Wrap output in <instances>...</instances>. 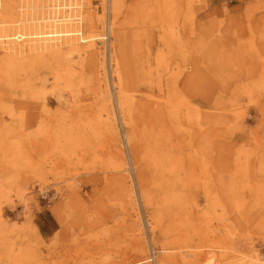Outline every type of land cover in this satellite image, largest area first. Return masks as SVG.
Instances as JSON below:
<instances>
[{
    "label": "rangeland",
    "instance_id": "374dc122",
    "mask_svg": "<svg viewBox=\"0 0 264 264\" xmlns=\"http://www.w3.org/2000/svg\"><path fill=\"white\" fill-rule=\"evenodd\" d=\"M140 1L125 0L123 12L116 20L115 34L108 41L106 63L112 94L115 95L111 54L117 56L120 64L123 61L133 64L135 79L143 85L134 91L135 96L157 97L156 85L159 78L165 80L163 75L168 67L175 72L180 69L184 77L196 74L195 102L202 112L203 123L199 127L210 132L209 140L201 141L210 178L206 181L198 178L201 170L197 171L198 186L192 193H186L182 208L185 211L212 208L216 215L211 223L207 222L211 225L207 232L212 237L202 233L203 238L197 240L195 233H191L188 246L206 242L207 238L210 241L215 237L226 238L239 252L247 254L254 250L264 264V227L258 229L256 223L253 225L256 216L252 214L264 200L247 198L241 203L246 220L226 193L232 183H237L244 167H237L236 160L241 159L243 165L246 161L254 164L262 157L264 169V0H198L194 13L180 22L182 39L172 44L170 32L157 26L166 16L155 15L156 22L152 16L143 17ZM148 3L153 10L163 11L154 0ZM91 7L101 17L102 0H93ZM110 18L108 13L106 20ZM130 19L134 20V26L128 25ZM120 33L125 35L121 43L117 37ZM251 40L256 45L252 51L248 49ZM190 84L189 79L182 86L189 102L195 96ZM47 95L53 96L50 112L65 109L56 96ZM118 117V140L111 133L93 136L90 138L93 146L83 154L80 163L76 162L79 150L75 157L69 156L72 143L68 137L56 141L54 136L45 138V144L35 129L0 134V139L5 137L0 149V264H102L108 256L115 257L118 264H134L146 259L149 252L129 260L116 256L133 248L149 249V245L156 252V258L151 257L154 263L161 260L166 246L165 232L172 230L167 221L172 209L166 204L157 213L160 199L156 197L153 208L146 206L139 191L140 177L146 176L142 149L127 143L119 114ZM226 123L231 127H226ZM128 133L136 135L135 131ZM53 142L57 144L51 148ZM121 150L125 163L117 169L120 164L115 168L114 153ZM13 152H17L21 161L15 162V170L6 169L5 160L11 161ZM44 156L55 160L52 163L47 158L44 163ZM107 177L111 178L109 182L105 181ZM130 181L134 194L127 193ZM214 189L217 193H211ZM172 207L177 210L175 205ZM28 231L35 234L30 233L29 238ZM178 247L186 246L180 243Z\"/></svg>",
    "mask_w": 264,
    "mask_h": 264
},
{
    "label": "bare ground",
    "instance_id": "6f19581e",
    "mask_svg": "<svg viewBox=\"0 0 264 264\" xmlns=\"http://www.w3.org/2000/svg\"><path fill=\"white\" fill-rule=\"evenodd\" d=\"M148 1H140L139 8L144 13L143 17L152 16L155 21V15L166 16L157 26L170 32L171 44L180 41V22L194 13L198 0H154L156 5L161 4L158 8L163 9L158 12L156 8L153 10V5ZM92 2L93 0H0V134L5 136L13 130L25 133L35 129L43 136L44 141L53 136L55 141L68 137L72 143L69 156L75 157L79 150L76 162L80 163L84 159L83 154L93 146L94 142L90 139L93 136L111 133L118 140L119 114L127 143L142 147V165L146 176L144 179L140 177L141 196L146 206L151 208L154 206V198L160 199L156 205L157 213L166 208V204L169 205L172 214L167 221L172 230L165 232L166 246L162 249L163 255L159 262L154 263L152 258H156V252H152L150 245L149 249L144 247L124 251L116 259L123 257L124 260H129L138 254L147 255L149 252L146 259L134 264H262L263 261L254 250L247 254L239 252L229 239L215 237L212 241L207 240L212 237L207 232L211 226L207 222L211 223L216 215L212 208L189 211L182 208L186 193H192V189L198 186L197 171L201 170L198 178L204 181L210 178L204 152L201 150V141L208 139L210 132L199 127L203 125L200 119L202 112L195 102L198 97V77L195 73L184 77L180 69L175 72V69L168 67L163 75L165 80L159 78L156 85L157 97L135 96L134 91H139L138 87L143 85L135 79L133 64L130 61L120 64L117 56L111 54L110 69L115 91L113 95L106 56L109 38L114 33L117 18L123 12L125 0H102L104 12L101 17L92 10ZM108 13L111 14L110 20H106ZM195 17V14L192 15L194 24ZM128 23L134 26L135 22L130 19ZM130 30H134V27ZM117 37L121 43L125 35L120 33ZM248 42V49L252 51L256 46L255 42ZM112 44L113 42L111 50ZM192 67L196 70L195 66ZM237 72L238 66L234 73ZM261 75L263 76L262 73ZM189 79L191 91L195 95L191 102L185 98L182 90ZM48 93L56 96L65 105V109L50 112L53 96H48ZM205 116L209 118L208 113ZM226 124V127H231ZM129 131H135L136 135L131 136ZM4 138L0 139V149ZM110 141L111 138L107 142ZM55 144L57 143H51L50 147L53 148ZM121 144L119 141L117 148L120 149ZM45 148L47 153V147ZM59 150L63 155V146ZM123 152L121 150V153H114L117 160L115 168L120 164L117 169L125 163ZM12 155L11 161L5 160V165L6 169L15 170V162L20 159L17 152ZM43 158L44 163L47 158L52 163L55 160L49 156ZM236 163L237 167H244L238 175L237 183L231 182L227 188V199L232 201L235 209L247 220L241 203L247 198L264 200L263 158H258L254 164L246 161L243 165L241 159L236 160ZM114 177L116 176L111 178ZM111 178L107 177L105 181L109 182ZM131 182L126 186L127 193L134 194L136 191ZM209 188L210 184L206 186V189ZM211 193H217V189L211 190ZM173 205L176 211H173ZM25 206L28 207V203ZM254 212L252 214L256 218L253 225L256 223V228H263L264 202ZM253 225L251 224L250 229ZM160 229L164 234L163 228ZM28 233L29 238L30 233L35 234L34 231ZM191 233H195L197 240L199 237L203 238L202 233H206L208 238L205 239L206 242L190 245V248L188 241ZM180 243L186 246L184 248L188 247L186 251L178 247ZM236 253L239 255H235ZM106 259L102 264H118L115 257L108 256Z\"/></svg>",
    "mask_w": 264,
    "mask_h": 264
}]
</instances>
